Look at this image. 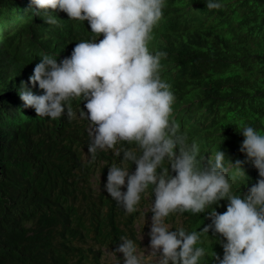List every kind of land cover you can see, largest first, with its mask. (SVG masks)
I'll list each match as a JSON object with an SVG mask.
<instances>
[{
  "label": "trees",
  "instance_id": "1",
  "mask_svg": "<svg viewBox=\"0 0 264 264\" xmlns=\"http://www.w3.org/2000/svg\"><path fill=\"white\" fill-rule=\"evenodd\" d=\"M165 2L151 44L166 53L160 76L174 94L180 132L197 143L203 158L223 150L226 166L230 158L243 161L239 131L251 126L264 134V0H213L219 9H208L206 0ZM36 11L31 0H0V264H101L104 249L115 250L121 236L138 246L135 223L142 208L152 206V188L131 214L107 194L110 166L130 173L136 167L122 163L123 153L117 157L115 151L135 146L118 142L91 161L82 99L65 105L75 113L71 119L39 117L24 106L20 84L40 58L59 62L77 43L103 38L94 36L88 21L71 20L59 9L50 10L56 25ZM28 87L43 94L38 85ZM244 170L246 175H237L229 168L232 188L248 189L259 179L251 162ZM225 206L214 208L221 213ZM206 221L189 216L185 231L199 232ZM197 246L206 250L200 264H209L220 249L218 242L214 249L210 242Z\"/></svg>",
  "mask_w": 264,
  "mask_h": 264
},
{
  "label": "clouds",
  "instance_id": "2",
  "mask_svg": "<svg viewBox=\"0 0 264 264\" xmlns=\"http://www.w3.org/2000/svg\"><path fill=\"white\" fill-rule=\"evenodd\" d=\"M31 2L37 15L45 13L47 24H57L50 10L59 9L71 20L88 21L95 37L103 36L98 42L77 43L70 57L59 62L44 55L28 82L21 81L18 94L36 116L53 120L62 114L69 119L75 116L70 106L65 109L70 100L85 101L87 111L82 109L80 117L90 121L91 161L98 150L113 149L118 142L135 146L114 153L117 157L123 153L121 162L134 163L135 171L110 166L104 190L131 214L151 186L154 199L152 206L145 207L153 214L151 262L200 264L206 250L197 244L208 241L213 249L216 242L220 246L209 264H264V134L244 126L239 131L244 137L239 151L246 159L233 163L228 156L231 163L226 166L225 151L208 152L206 156L212 157L203 158L197 143L180 132L177 115L172 113L174 94L160 76L166 53L151 44L153 29L165 15V0ZM206 7L222 5L206 0ZM28 84L38 85L43 94H34ZM248 162L259 179L248 189L232 188L229 168L246 175ZM225 203L226 211L218 213L214 207ZM189 216L206 217L201 231H185ZM119 241L112 252L123 254L121 264H149L138 252L141 241L138 246L126 236ZM216 252H223L222 257Z\"/></svg>",
  "mask_w": 264,
  "mask_h": 264
},
{
  "label": "rangeland",
  "instance_id": "3",
  "mask_svg": "<svg viewBox=\"0 0 264 264\" xmlns=\"http://www.w3.org/2000/svg\"><path fill=\"white\" fill-rule=\"evenodd\" d=\"M101 177H102L101 174H97L96 179L99 180L101 179ZM152 215L153 214L149 213V210L147 208L143 207L135 223L136 229L138 231L137 236L140 239L141 243H143L138 248V252L144 256L145 262L149 261V264H153V262L151 261H153L154 259L148 255L151 251L149 247L150 245L149 232H150ZM166 224L168 225V223ZM112 251L115 250L104 249V254L101 258V264H121V258H120L121 254L120 253L114 254Z\"/></svg>",
  "mask_w": 264,
  "mask_h": 264
},
{
  "label": "bare ground",
  "instance_id": "4",
  "mask_svg": "<svg viewBox=\"0 0 264 264\" xmlns=\"http://www.w3.org/2000/svg\"><path fill=\"white\" fill-rule=\"evenodd\" d=\"M66 26V25H65ZM193 123V122H192ZM189 130H191V129H189ZM188 130V131H189ZM192 132H193V130H192ZM189 133V132H188ZM242 139V138H241ZM208 148V147H207ZM206 149V148H205ZM211 149V148H210ZM205 153H207V150L206 151H204ZM210 152V151H209ZM212 156L210 155V156H206L205 158L207 159V158H211ZM245 192H243L242 193V195L244 194ZM220 209V208H219ZM215 210H217V209H215ZM200 227V226H199ZM208 242V241H207ZM143 244V243H142ZM213 260V259H212Z\"/></svg>",
  "mask_w": 264,
  "mask_h": 264
}]
</instances>
